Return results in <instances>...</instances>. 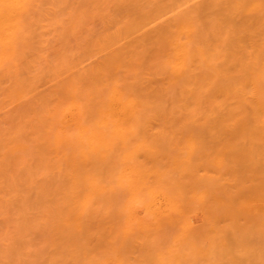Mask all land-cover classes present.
<instances>
[{
	"label": "bare ground",
	"instance_id": "1",
	"mask_svg": "<svg viewBox=\"0 0 264 264\" xmlns=\"http://www.w3.org/2000/svg\"><path fill=\"white\" fill-rule=\"evenodd\" d=\"M151 129L154 132L157 129L156 132L158 133L156 134L155 132L156 138H154L155 136ZM186 129L189 132V134L187 132L189 139H187L185 133ZM203 129L209 130L207 132H210L211 135L210 133L206 134V130ZM240 129H244L241 131L242 134ZM146 130H149L150 132H147L151 134L147 133ZM159 130H163V132ZM200 130H203L207 137L209 135V137H212V130L217 132V134L214 132L216 135L222 131V135L221 133L219 135L222 140L215 139L214 136L216 135H214L216 142L209 145L211 140L208 137L210 141H207V143L209 142L208 145L210 147L207 145L203 148L205 145L201 147L200 143L202 144L206 141L200 142V139H202L200 136L202 134L205 136V134ZM234 130L240 133L236 134ZM191 132H193V135ZM180 133L181 135L185 133V137L179 138ZM195 133L197 135H199L198 133L201 134L198 136V138L200 137L199 143L198 139H195L197 138V135H194ZM150 135L156 140L161 137L160 141L163 140V144H159L158 140L156 142L160 146H157V143L151 137L152 141H149ZM165 135L168 138L170 136L173 141H171L172 144ZM173 135L174 137L171 138ZM227 135L228 137H231V135L232 137H237L239 135V139L241 137L243 140H246L247 137L245 136H250V140L261 142V148L264 152V0H0V264H106V259L109 258L108 253L110 254V252H103V247H107V245L103 246L106 244L103 240V228L107 229L108 227H105V222L103 223V209L107 206L105 210L114 211L110 210L112 207L107 204L104 205V201L110 199L106 196V193L111 191L108 188L109 181L110 185L113 184L111 185L113 190L110 193L114 197L111 199L113 204H118V201L121 200L125 201L123 200L124 198H117V195L121 194L120 196H123V187H128V190L124 191H130L131 193H129L132 195L133 200L139 202L137 203L138 205L141 203L142 206L146 207V213H142L143 216H140V212L135 211L137 209L134 211L139 217L133 214V220L141 224L140 227L143 226L141 229L145 231L144 229L148 230L153 223L152 227L156 226L155 229L164 226L167 213L163 216L165 221L161 215L164 224H162L163 222H158L159 224L156 222L155 225L154 221H157L158 217H160L159 215L162 213L160 210L163 211V208H165L164 211L167 212L165 206L169 208L174 206L172 203L171 207L166 205L168 203L166 201L174 198L175 201H179L181 204L184 203V205L193 203L197 196L194 190L197 189L199 183H202L201 179L206 176V179L210 178V181L215 176L212 179L213 181L211 180L210 182L218 183L215 186L216 190H214L217 192L218 198L221 201L223 200L221 204L224 207L217 210L216 207L218 208V206H216L214 211H217L216 213H218L217 215L220 218L219 214L221 213L219 211L226 207V211L222 210L223 219L226 220L229 216H227L229 212L228 206H232L234 203L232 202L233 199L237 200L238 198V196L233 198L235 196L234 191L235 193L237 192L233 187L237 184L238 187L244 190L238 189L242 194L248 190L250 191L247 192L248 194L246 193L247 196L250 194L252 196L255 193L256 195L260 193V196H262L264 192L261 190V194V191L256 190L258 186H255L258 183H253L258 179V181L263 183V168H261V171L258 170L257 166H254L257 171H260L257 172L254 169L252 171L251 168L253 166L248 165L250 171L247 168L248 166L245 167L242 161L249 174L247 169H240V171L238 170L239 166H237L239 161L236 163L237 165L233 163V160L236 162L238 160L237 158L234 159V157L231 161L234 165L230 163V166L232 169L236 165L238 171L234 168V170L230 169V166L227 165L229 164L227 158L217 162L223 163V167H227V169L224 167V170H229L228 172L232 177L234 176L233 179L235 181L238 177L241 180L238 179V182L232 180L235 185L230 182L226 185L223 181L224 179H218L223 177L219 173L220 170L218 172L215 169L222 165H218L219 167L216 166L215 168V165L211 166L213 163H210V159L215 162L217 158L215 157V159L213 154L218 152L221 154L222 151L220 149L224 152L225 146L229 142V147H232V149L227 146L225 151L229 152L232 150L230 152L232 153L231 156H233V147L239 141L235 137L237 140L233 141L235 142L234 144L230 138L227 139ZM191 138L197 144L189 142L193 140ZM120 139L123 140L121 141ZM126 139L127 143L125 142L124 144L123 141H126ZM146 139L154 144L147 143ZM128 140L134 142L135 146L134 143L129 144ZM140 140L143 144L141 148L144 149L141 150L142 153L138 152V154L140 153L139 155L143 156L144 160H142L141 156H137L138 154L136 155V151L134 153L136 158L132 155L131 147L134 146L136 148L140 144L138 142ZM183 140V147L181 143L179 144H181V149L186 155L179 149L180 145H178V141L181 142ZM243 140L239 142L245 143V148H243L244 145L237 146L238 143L236 145L237 148L234 149L235 156L239 159L242 158L245 162L247 160L245 164L253 160L254 165H257L255 161L257 160L260 163L264 157L260 161V158L256 157L255 154L252 156V153H250V157L248 154L252 147L251 144L256 143L251 140L248 146L246 145L247 142H242ZM117 141L130 151L126 152L121 149L118 150L120 153H117L112 150L114 143L118 144ZM175 141L176 143H174ZM187 141L189 145L194 143L196 146L193 145L192 148V146L185 145ZM164 143H167L166 146ZM168 143L171 144V147L175 146H173V143L179 146H177V150L180 151H176L178 153L176 154L180 155L178 160H182L180 161L181 163L177 160L179 164H176V162H173V165L171 164L178 157L176 158V155L171 156L173 153L171 152V147L167 148ZM147 145L154 148L160 147L158 148L160 151L151 150L153 148L150 149ZM212 146L213 148L219 146L220 149L218 147V151L215 150L214 153H211L208 150L206 153V148H211ZM164 147L169 150L163 151L161 148ZM199 147L201 148L199 149ZM249 147L250 150L248 149ZM253 147L255 148V146ZM114 148L116 149V147ZM145 148H148L150 153ZM174 148L172 149L173 152L176 150ZM184 148L186 149L184 150ZM187 148L190 150L188 156ZM239 148L248 149L249 151L247 150L246 154L244 150L245 153ZM258 148L255 149L258 150ZM197 149L202 150L201 155L204 153L203 155L206 156V163L203 161L197 162L198 159L195 155L198 153ZM237 149L243 152H241L242 154L240 153L242 157ZM192 151L194 156L191 153ZM143 152L152 155L147 156ZM169 152L172 154H169ZM256 152L254 151V153ZM127 153H129V156H127ZM181 155L183 158H181ZM244 155L248 158L246 159ZM133 156L135 161L141 157L139 159L140 162H137L139 164L134 163ZM192 157L196 158V160L194 159L196 162L194 163L192 160L193 163H190H197L192 171L196 170L195 168L197 167H202L200 171H206L207 173L204 172L205 175L198 172L195 176L193 173L188 172L186 163ZM208 157L210 158L209 163ZM252 157L257 159L250 161ZM187 158L190 160H187ZM105 159H107V162ZM131 162L135 165H132L133 163ZM217 162L215 164H218ZM262 162L264 163V160ZM174 163L180 166L177 167ZM201 163L202 165H200ZM181 164H185L186 172L192 175H189L186 179L188 180L189 178L190 180L188 181L190 183L196 180L195 185L190 187L189 183L182 177L181 172H179L180 174L177 172L178 175H176V170L182 169ZM206 164H211L208 166L210 167L208 170H206ZM167 165L169 166L167 167ZM170 166L176 168L174 173L169 170H173ZM184 167L182 171H185ZM210 169L216 174H211L212 171ZM230 170L234 171V173H231ZM112 172L114 175H112ZM237 172L240 176H238ZM250 172H253L252 175L259 178L257 180H255V177L252 178V175L249 176ZM243 177L246 179L250 177L249 182L247 180V182L242 184ZM110 178L114 180L111 181L112 179L110 180ZM120 179L128 183L120 190L123 194L118 190L120 183L117 184L115 182V180L121 182ZM197 179H199L198 185ZM261 182L259 183L262 184ZM121 183L124 184L123 181ZM222 184L226 185V188ZM199 186L198 188L202 187L204 189L201 188L199 191L208 189V187L205 188L206 186L203 187L204 183ZM193 187L196 189L193 190ZM199 191L197 190V192ZM205 192V197L199 198L202 203L203 199H206L204 201H207V203L202 204L198 201L199 207L202 204L200 210L203 209L205 204H210L214 196V193H212L213 196L211 195V198L207 199L209 195L207 192L209 193V191ZM129 193L127 192V194ZM199 193H197L198 196L200 195ZM247 196H245V199L241 197V200L252 203L250 199L247 200ZM161 197L166 200L165 205L161 203L164 207L160 206V204L157 206L158 202H164L161 201ZM115 198L116 200H114ZM209 199L211 200L209 201ZM258 199L264 200V196ZM133 200L129 199L131 203L128 206L126 201L123 202L126 205H123V203L118 205L129 207L135 204ZM190 200L192 202H188ZM238 201L240 199L236 202L239 203ZM106 202L109 203V201ZM197 204L195 203L196 207H198ZM212 204H214L213 206L216 205L215 202ZM217 204L220 205L219 202ZM258 204L260 205V203ZM211 205H207L206 207L209 209L207 208V210L203 211L212 212L213 208H210ZM257 205L256 210L258 211L260 207H257ZM159 206L162 209L158 208ZM133 208H136V206ZM126 209L129 210L128 208ZM130 209L132 208L130 207ZM210 209L212 211H208ZM247 209L252 210L253 207L249 206ZM235 210L238 211V209ZM261 210L264 212L262 207ZM243 211L246 210L244 209ZM243 211V215L246 214ZM262 211L258 212H260L261 216H264ZM254 212L253 216L255 215L258 221H255V216L253 217L255 222L251 220V216H248L247 219L250 218L249 220L253 223H259L260 226L253 225L258 227V230L261 228L260 232L263 233L264 227L262 225L264 223L261 221L264 218L260 216L261 220L259 214L256 211ZM172 213L174 214V211ZM112 215L110 213V216ZM116 215L111 218L115 220L116 224L117 220H120L118 223L124 225L123 218L120 219L118 217V212ZM171 215H168V217H171ZM130 217L132 216L130 215ZM219 218L217 220L220 222ZM234 218L238 220L237 216ZM234 218L232 219L234 220ZM168 220L171 222L170 219ZM124 222H126L125 218ZM135 222L133 223L135 224ZM113 223L112 221L108 223V225L111 224V230L110 227L108 230H117L114 229ZM191 223L193 222L185 219L182 225L185 228H190L192 227ZM202 224L200 225L202 228L205 226L212 231L211 227L206 226L204 223ZM208 224L210 226L212 223ZM149 225L151 226L148 228ZM246 225L248 224L246 223ZM227 226L226 228L231 229L232 233H228L233 234V241L227 235L226 237L221 236V233L225 235V228L216 229L215 234L209 239L201 235L203 239H206L204 240L205 242H202L204 244V247L201 245L202 250L208 252L209 254H207L217 264H223L221 262L227 261H229V264H233L228 256H237V253H239L240 256H237V258L241 257L242 253L245 254L250 248L248 246L251 240L248 239L250 240H247L248 244L245 242L248 245L247 249L245 246L240 251L241 248L237 245L243 237L237 240V234L240 235L242 230L238 228L240 231L235 233L236 226L234 227L235 230L230 228L232 225L230 227L229 225ZM239 226L242 227L241 225ZM245 226L243 225L244 228H246ZM137 227L139 226L137 225ZM171 227L173 226L171 225ZM214 227L219 226L217 224ZM185 228H182V230ZM244 228L241 235L250 234L249 232L246 233L245 231L247 230L245 229L244 231ZM221 229L225 233L221 232ZM179 230L181 229H178V232H180ZM123 231L120 230V233ZM126 231L124 233H127ZM135 231L140 233L139 230L135 229ZM200 231L204 232L205 235L206 231L203 229H200ZM130 232L132 230H129ZM147 232V234L150 233V231ZM244 232L245 234H243ZM129 233L126 235L129 236ZM143 233L144 235L142 233L134 234V232L130 234L136 235V238H139V236L142 238L146 232ZM153 235H151L152 238ZM178 235L181 236V234ZM194 235L197 238L198 234L197 236L196 234ZM107 236L111 239L113 238L111 233H107ZM253 236L251 238H256L255 235ZM116 238H119V236ZM222 238H228L235 243L230 247L232 244L230 242L227 243V239L224 243ZM114 240H112L114 243L117 241L119 244L128 241L127 239L123 242L121 238H119L120 241L115 238ZM189 240L188 243H186L187 241L183 243L188 245L191 253L195 252L197 247L199 248L200 241L198 242L196 239L195 241L192 238ZM243 240L246 241L245 239ZM256 240L258 242L259 238ZM168 241L172 246L177 244V242L172 244L170 240ZM244 241L242 242L244 243ZM111 242L109 240L107 244L109 245ZM162 242L156 243L155 240V243L154 241L150 242L149 245L147 243L149 253L151 255L154 253L155 256L147 257V251L143 252V256L146 254V256L141 257L143 264L146 263L144 262L146 257L150 263L155 257L157 264H179L177 263L178 261L171 262L172 256L175 258L178 253L177 255L182 258L185 255L182 252H178L176 246L175 248L174 246L169 247V245L164 248V245H160ZM226 243L231 245L228 247V245H225ZM143 244L145 243L143 242ZM197 244L199 245L197 246ZM258 244L260 247H264L263 243L258 242ZM253 245L256 246V244H252L250 249L258 250L257 247H254V249ZM109 247L106 249H109ZM113 247L115 250V246ZM113 247L111 248L112 250ZM124 247L127 250L129 249L124 244H122V248L121 245L116 246V248L123 249L126 252ZM131 248L133 249L132 246ZM184 249L186 251V248ZM115 251L117 252H115L116 254L114 253L112 259L117 264L118 260L114 257L118 259L119 257L116 255L118 253L119 256L120 253L118 250ZM106 252L108 253L106 254ZM164 252H166V258L163 257ZM103 254L108 257L104 256L103 258ZM248 254L247 256H249ZM263 254L262 252L260 255L263 256ZM255 255L253 254L254 257ZM120 256H124V254ZM261 257L259 256L258 258L260 261L263 260L261 261V264H263L264 259L263 257L261 259ZM150 258L153 259L150 260ZM212 258L210 259L212 260ZM127 259L129 260V258ZM247 259L245 260L248 261L249 259ZM123 260L126 261V258ZM145 260L147 261V259ZM191 260L195 264V260ZM235 260L233 261L235 262ZM252 261L249 264H252ZM240 262L242 260L238 261V263ZM197 264H199V261H197Z\"/></svg>",
	"mask_w": 264,
	"mask_h": 264
},
{
	"label": "rangeland",
	"instance_id": "2",
	"mask_svg": "<svg viewBox=\"0 0 264 264\" xmlns=\"http://www.w3.org/2000/svg\"><path fill=\"white\" fill-rule=\"evenodd\" d=\"M198 129H200V128H198ZM151 130H152V129H151ZM163 130H164V129H163ZM163 130H162V131L159 130V131H160V132H163ZM169 130H170V129H169ZM171 130H172V129H171ZM173 130H174V129H173ZM184 130H185V129H184ZM186 130H187V129H186ZM192 130H193V129H192ZM203 130H206V129H203ZM203 130H200V131H202V133H204ZM238 130H239V129H238ZM242 130H244V129H240V132H241ZM245 130L248 132L247 129H245ZM147 131H149V130H146V132H147ZM156 131H157V129L155 130V132H156ZM164 131H166V130H164ZM175 131H176V130H175ZM179 131H180V130H179ZM179 131H177V132H179ZM189 131H191V129H189ZM193 131H195V130H193ZM198 131H199V130H198ZM207 131H209V130H206V131H205L206 134H209L210 132H207ZM210 131H211V129H210ZM216 131H218V130L216 129ZM216 131H215V130H214V131L212 130V132H213L212 137H209V136L211 135V133H210V135L208 136L209 139H210L211 141H212V138H213V141H214L215 139L222 140V139H220V137H219L220 133H221V135H222V131L219 130L220 132H219L218 135H216V134H217ZM225 131H227V130H225ZM234 131H235V130H234ZM246 131H245V132L243 131V132H244V133H247ZM146 132H145V133H146ZM149 132H150V131H149ZM149 132H147V133H149ZM155 132L152 130V133L154 134V136H155ZM187 132H188V130L185 132V133H186V136L189 134V132H188V134H187ZM196 132H197V131H196ZM214 132H216V134H214ZM235 132H236V131H235ZM240 132H236V134H238V133H240ZM145 133H144V134H145ZM157 133H158V132H156V134H157ZM164 133H165V132H164ZM164 133H162V134H164ZM172 133H174V132H172ZM175 133H176V132H175ZM185 133H184V135H181V133H180L179 138L182 137V136L185 137ZM191 133H192V135H193V132H191ZM191 133H190V135H191ZM200 133H201V132H200ZM200 133H198L199 135H197L196 133L194 134L195 136L197 135V138H195V139H196V140L198 139V143H199V138H200V137L202 138V139H200V142L203 141V140H205L206 142H204V141H203V142L206 143V144H204V143L201 144V143H200L201 147H202V145H203V146L205 145V146L203 147V148H205V147L208 145V143H209V142L207 143V141H210V140H208V137L206 136L205 133H204V134H205L206 137H205L202 133H201L202 136H200V135H201ZM149 134H151V133H149ZM149 134H147V135H149ZM166 134H167V132H166ZM169 134H170V133H169ZM177 134H179V133H177ZM182 134H183V133H182ZM241 134H242V132H241ZM159 135H160V134H159ZM174 135H175V134H174ZM174 135H173L171 138H173ZM214 135L218 136V138H216V136H214ZM151 136H152V135H150L149 138H150ZM156 136H157V135H156ZM156 136H155L154 138H156ZM160 136H161V135H160ZM160 136H159V137H160ZM165 136H166V135H165ZM176 136H177V135H176ZM198 136H200V137L198 138ZM213 136L215 137V139H214ZM139 137H141V136H139ZM161 137H162V136H161ZM161 137H160V139H161ZM166 137H167V136H166ZM190 137H192V136H190ZM226 137H228V135H227ZM235 137H236V136H235ZM235 137H234V136L232 137V135H231V137H228L227 139L230 138L232 142L235 141L236 138L239 139V135H238L236 138H235ZM245 137H247V138H246L247 141L241 139V137H240L239 141L243 140L242 142H244V141L247 142L246 145H248V143H249V145H250V141H251L252 139L250 140V138H249L250 136H245ZM253 137H255V136H253ZM129 138H130V137H129ZM129 138H128V139H129ZM137 138H138V137H137ZM141 138H142V137H141ZM141 138H139V139H141ZM143 138H144V137H143ZM145 138H146V134H145ZM149 138H148V139H149ZM151 138H153V137H151ZM151 138H150L149 141H152ZM154 138H153V140H155V143H157V146H160L159 144H163V142H162L163 140L160 141V139H158L159 142H160V143L158 144V142H156V141H158V140H156V139H154ZM177 138H178V136H177ZM204 138H205V139H204ZM206 138H207V139H206ZM221 138H222V136H221ZM223 138H224V137H223ZM124 139H125V138H124ZM164 139H165V137H164ZM167 139L170 140V142L172 141V140L170 139V136H169V138L167 137ZM167 139H166V140H167ZM181 139H183V138H181ZM181 139H179V140H181ZM187 139H189L188 136H187ZM191 139H193V138H191ZM225 139H226V138H225ZM244 139H245V138H244ZM248 139H249V140H248ZM256 139H257V138H256ZM117 140H118V139H117ZM120 140H121V139H120ZM120 140H119V142H120ZM122 140H123V139H122ZM122 140H121V141H122ZM129 140H130V139H129ZM129 140H128L129 144H130V143H131V144L134 143V142L129 141ZM134 140H135V139H134ZM141 140H142V139H141ZM141 140L138 141V142L140 143L139 145L136 144V145H137L136 148L134 147V146H135V143H134V146L131 147L132 152H133L132 155H134L135 151H136V155L138 154V152H141V153H142L141 150H143L144 148H143V149L141 148V147L143 146ZM166 140H164V141H166ZM174 140H175V139H174ZM184 140H186V139H184ZM184 140L181 141V142L178 141V145H180V148H179V149H181V148L183 147ZM236 140H237V139H236ZM149 141L146 139V142H147V143H151V144L153 143V142H149ZM188 141H189V140H188ZM188 141L186 142L187 144H185V145H189ZM211 141H210V144H209V145H211V144H215V142H216V140L214 141V143H213V141H212V143H211ZM223 141H224V140H223ZM223 141H222V142H223ZM239 141H237V144H238V143H239V144H238V145L236 144V145H237V146H240V145L242 146V145H244L243 148H245V143H241V142H239ZM252 141H253V140H252ZM255 141H256V140H255ZM255 141H253V142L256 143V144H253V145L251 144L252 147L250 146V147H251V150H252V148H254L253 146H255V148H258V147H260V148H258V150L254 148L255 150L253 149V150H252L253 152H252V151L250 150V147H249L248 149H249L250 151L247 149V150L249 151V154H248V155L250 156V155H251L250 153H252V156L255 154L256 157L260 158V159H259V161H260V160L264 157V152H263V149L261 148V147H262L261 142H259V143H260V144H259L257 141H256V142H255ZM258 141H259V140H258ZM117 142H118V141H117ZM119 142H118V144H115L116 142L114 143L113 147H116V149H115V148L113 149V147H112V150L116 151L117 153H120L118 150H121V149H124L126 152H129V151H130L126 146H122L123 144H122V143H119ZM123 142H124V144H125V142L127 143V139H126V141H123ZM138 142H137V143H138ZM143 142H144V141H143ZM146 142H145V143H146ZM167 142H168V141H167ZM172 142H173V141H172ZM172 142H171V144H172ZM189 142H195V141H194V139H193V140H191V141H189ZM217 142H218V141H217ZM219 142H220V141H219ZM224 142H225V141H224ZM174 143H176V141H175ZM174 143H173V146L175 145L174 147H177L178 145H176V144H174ZM179 143L182 144V147H181V144H179ZM195 143L197 144V142H195ZM227 143H228V142H227ZM227 143H225V144H227ZM233 143L235 144V142H233ZM141 144H142V145H141ZM153 144H154V143H153ZM164 144H165V143H164ZM166 144H167V143H166ZM166 144H165V146H166ZM168 144H169V143H168ZM171 144H169L167 148L171 147V146H170ZM185 145H184V147H185ZM193 145H195V144L192 143V144H190L189 146H192V148H193ZM209 145H208V146H209ZM219 145H220V144H219ZM223 145H224V144H223ZM231 145H232V144H231ZM236 145H235V146L233 145V146H234V147H233L234 149L237 148ZM249 145H248V146H249ZM256 145H257L258 147H257ZM152 146H153V145H152ZM155 146H156V144H155ZM161 146H162V145H161ZM195 146H196V145H195ZM195 146H194V147H195ZM227 146H228V148H230V147H229V146H230V142H229V144H228ZM227 146H225V147L227 148ZM128 147H129V145H128ZM147 147H149V145H147ZM174 147H171V148H170V149H171V152L173 153V155H171V156H175V155H176V158H177V157H178V158L175 159V160L173 159L174 161L170 160V161H172V163H171L172 165H173V162H176V164H177L178 161H179L178 159L180 158V155H179V156L177 155V154H178L177 152L180 151V150H177L179 146H178L177 148H174ZM186 147H187V146H186ZM197 147H198V146H197ZM201 147H199V149H200ZM209 147H210V146H209ZM209 147L206 148V153L208 152V150H209V152L214 153L215 150H217V148H218L219 146L216 147V148H213V146H212L211 148H209ZM214 147H215V145H214ZM220 147H221V145H220ZM220 147H219V149H220ZM117 148H118V149H117ZM149 148H150V149L153 148V149H151V150H154V149L158 150V148H160V147H155V148H154V147H149ZM167 148L164 147V148H161V149H163V151L169 150V149H167ZM173 148H174V150L176 149L175 152H173V150H172ZM188 148H191V147H188ZM188 148H187V149H188ZM192 148H191V150H193ZM221 148H222V147H221ZM223 148H224V146H223ZM226 148H225V149H226ZM241 148H242V147H241ZM246 148H247V147H246ZM138 149H139V150H138ZM145 149H146V148H145ZM164 149H165V150H164ZM185 149H186V148H184V150H185ZM199 149H197L198 153L195 154V155H196V158L198 159L197 162L199 163V162L203 161V162L206 163V162H207V160H205L206 156L203 155V154H204V153H203L202 155L205 156V157L203 158V156L201 155V151H202V150H199ZM225 149H224V152H223L222 149H220V151H222L221 154H220L219 152H218L219 154H218V153H214V154H213V155H214V158H215V157L217 158V160H215V162H213L214 160H212V159H210V158L208 157V163H209V159H210V163H213L212 165H211V164H209V165H211V166L215 165V168H216V166H218V165L221 166V165L223 164V163H218V162H217L218 160H222V159H224V158H227L228 161H227V159H225V160L229 163V164L226 163V164L229 165V166H230L231 164H233V163L236 164V163H238V161H239L238 165L236 164L237 166L240 167V168L238 167V170H240V169H244V170H246L247 168L249 169V166H251V167L253 166V168L250 167V168L252 169V171H253V169H254L255 171H257V168L255 169V167H254V166H257V167H258V170H261V168H263L262 170L264 171V163L262 162L264 159L259 163V162H257V160H256L257 158H256V157H255L256 159H254V157H252V158L250 159V161H251L252 159H254V161L256 160L255 163H257V165H254L253 160H252L250 163L245 164V163L247 162V160H246V162H245L244 160H242V158L239 159L238 157H236V156H235L236 154H235V152H234V151H235L234 149H233V153H234L233 156H231L232 153L230 152V151H232V150H230V151L228 150L229 152H227V150L225 151ZM230 149H232V147H231ZM239 149H240V148H239ZM146 150H148V148H147ZM156 150H154V151H156ZM182 150H183V149H181V151H182ZM194 150H195V149H194ZM237 150H238V149H237ZM240 150H242V151L244 150L245 152L247 151V150H245V149H240ZM259 150H260V151H259ZM261 150H262V151H261ZM125 151H124V152H125ZM148 151H149V153H150V150H148ZM159 151H160V150H158V152H159ZM176 151H177V152H176ZM187 151H188V152H187V156H188L190 150L188 149ZM197 151H196V152H197ZM199 151H200V153H199ZM217 151H218V150H217ZM238 151H239V150H238ZM238 151H237V152H238ZM242 151H241V152H242ZM244 151H243V152H244ZM254 151H257V152L254 153ZM121 152H122V151H121ZM132 152H131V153H132ZM146 152H147V151H146ZM151 152H152V151H151ZM182 152H184V151H182ZM196 152H195V153H196ZM204 152H205V151H204ZM237 152H236V153H237ZM241 152L239 151L238 153L240 154ZM243 152H242V153H243ZM245 152H244V153H245ZM144 153H145V152H143V154H144ZM149 153H148V154L145 153V154H146L147 156H151L152 154L149 155ZM160 153H161V152H160ZM166 153H167V152H166ZM172 153L169 152V154H172ZM176 153H177V154H176ZM191 153H192V155L194 156V154H193L194 152L192 151ZM191 153H190V154H191ZM222 153H223V155H222ZM238 153H237V156H238ZM242 153H241V154H242ZM128 154H129V153H127V156H129ZM139 154H140V153H139ZM139 154H138L137 156H141V155H139ZM184 154L186 155L185 152H184ZM241 154H240V156L242 157ZM246 154H247V152H246ZM130 155H131V154H130ZM165 155H166V154H165ZM185 155H184V156H185ZM208 155H209V153H208ZM208 155H207V156H208ZM213 155H212V156H213ZM219 155H220V156H219ZM248 155H247V156H248ZM134 156H135V155H134ZM134 156L132 157L133 160L136 158V156H135V158H134ZM166 156H167V155H166ZM171 156H170V157H171ZM181 156H182V155H181ZM187 156H186V157H187ZM244 156H245V155H244ZM107 157H108V156H107ZM141 157L143 158L142 160H144V157H143V156H141ZM141 157H140V158H141ZM186 157H185V158H186ZM233 157H234V159H235V158L238 159V160L236 159L237 162L234 161V160H233V163L231 162L232 159H233ZM245 157H246V156H245ZM245 157H243V158H245ZM250 157H251V156H250ZM129 158H130V157H129ZM140 158H139V159H140ZM181 158H183V156H182ZM189 158H190V157H189ZM189 158H187V160H190ZM192 158H193V157H192ZM192 158H191L190 161H188V163H186V165H188V166H187V168H188V172H189V173H193L195 176L198 174V172H199V173H204V172H206V171H204V170H203V172L200 171L202 167H201V168H199V167L195 168V169L197 170V172H195L196 170L192 171L193 168H194V165L197 164V163H196V164H192V163H193L192 160H193V161H194V159L196 160V158H193V159H192ZM211 158H212V157H211ZM216 158H215V159H216ZM247 158H248V157H246V159H247ZM139 159H137L136 161L134 160V161H135L134 163L139 164V163H137V162L139 161ZM229 159H231V160H229ZM177 160H178V161H177ZM187 160L185 161V159H184L185 162H187ZM211 160H212V162H211ZM105 161L107 162V159H105ZM131 161H132V160H131ZM180 161H182V160H180ZM180 161H179V162H180ZM184 161H183V163H184ZM242 161H243L245 167L248 166V165H249V166H248L247 168H245L244 165L242 164ZM248 161H249V160H248ZM139 162H140V161H139ZM142 162L144 163V161H142ZM142 162H141V163H142ZM168 162H169V161H168ZM168 162H167V164H168ZM190 162H192V163H190ZM195 162H196V161H194V163H195ZM216 162H217L218 164H215ZM219 162H222V161H219ZM252 162H253V163H252ZM131 163H133V162H131ZM131 163H130V164H131ZM134 163H133L132 165H135ZM143 163H142V164H143ZM145 163H146V162H145ZM180 163H181V162H180ZM183 163H182V164H183ZM208 163H207V164H208ZM230 163H231V164H230ZM240 163H241V164H240ZM174 164H175V163H174ZM176 164H175V166H177V167L180 166V165L178 166V165H176ZM178 164H179V163H178ZM182 164H181V168L183 169V167L185 166V167H184V170H185V171H182V169H179V168H178L180 171H179V170H178V171L176 170V173H177V172H178V173L181 172L182 177L185 179V181H186L187 183H189L188 185L191 187V186H193V185L196 184V182H195L196 180L193 181L192 183H190V182L188 181V180H190V179H189V178H188V180L186 179V177H189V175H191V174H188V172H186V170H187L186 165H185V164L182 165ZM191 164H192V166H191ZM207 164H206V165H207ZM234 164H233V165H234ZM252 164H253V165H252ZM148 165H149V164H148ZM189 165H190V167H189ZM198 165H199V164H198ZM200 165H202V163H201ZM209 165H207V167H208ZM224 165H225V163H224ZM236 165H235V167H236ZM241 165H242V168H241ZM259 165H260V167H259ZM168 166H169V165H167V167H168ZM219 166H218V167H219ZM207 167H206V170H208V169L210 168V167H208V168H207ZM222 167H223V165H222L221 167H219L220 169H219V168H218V169H217V168L215 169V170H218V172H219V170H220L219 173H221L220 175H222V177H223V178L219 177L218 179H220V180H223V179H224L223 181H224V183H225L226 185H227V183H229V182H230V183H233V184L235 185V183L233 182V181H235V180L233 179L234 176L232 177V175H230V173L228 172L229 170H227V171L224 170V169H225L224 167H226V166H224L223 168H222ZM235 167H233V168H234L236 171H238V170H237V167H236V168H235ZM170 168H173V167L170 166ZM212 168H213V167H212ZM221 168H222V169H221ZM233 168H232V169H233ZM174 169H176V168L174 167L173 170H174ZM226 169H227V167H226ZM230 169H231V166H230ZM232 169H231V170H232ZM234 169H233V170H234ZM248 169H247V172H248ZM169 170H170L171 172H173V173L175 172V170H174V171H173L172 169H169ZM210 170H211V169H210ZM231 170H230V171H231ZM244 170H242V171L245 173ZM249 170H250V169H249ZM262 170H261V171H262ZM111 171H112V170H111ZM111 171H110V172H111ZM211 171H212L211 174H216V173H213V172H214L213 170H211ZM225 171H226V172H225ZM240 171H241V170H240ZM240 171H239V173H240ZM250 171H251V170H250ZM208 172H209V171H208ZM257 172H260V171H257ZM108 173H109V171H108ZM176 173H175V174H176ZM178 173H177L176 175H178ZM186 173H187V174H186ZM206 173H207V172H206ZM228 173H229V175H228ZM231 173H234V171H231ZM244 173H242V174H244ZM252 173H253V172H252ZM252 173L250 172V175H249V176H251ZM263 173H264V172H263ZM179 174H180V173H179ZM235 174H236V173H235ZM235 174H234V175H235ZM237 174H238V172H237ZM248 174H249V172H248ZM260 174H261V173H260ZM112 175H114L113 172H112ZM199 175H200V174H199ZM204 175H205V173H204ZM246 175H247V174H246ZM257 175H258V173H257ZM261 175H262V174H261ZM191 176H192V175H191ZM218 176H219V175H218ZM227 176H229V177H231V178H229V177H227ZM235 176H237V175H235ZM238 176H240V174H238ZM202 177H203V176H202ZM210 177H211V176H210ZM214 177H215V176H213L212 179H213ZM241 177H242V176H241ZM253 177H255V176L252 175V178H253ZM256 177H257V176H256ZM256 177H255V180H257V179L259 178V177H258V178H256ZM260 177H261V176H260ZM112 178H114V176H112ZM112 178H110V180H111ZM192 178H193V177H192ZM195 178H196V177H195ZM198 178H199V177H198ZM236 178H237V177H236ZM236 178H235V179H236ZM252 178H251V179H252ZM193 179H194V178H193ZM199 179H201V178H199ZM199 179H197V185H198V183H199ZM209 179H210V178H209ZM209 179H206V176H204V177L201 179V181H202V183H204V186H203V187L206 186L205 188L208 187V189H209L210 187H214V188H212L213 190L210 188L209 190L206 189L205 191H209V193L207 192V194H209L208 197H207V199H208V198H211L212 193H214V196H215V197L212 195L213 198H214V199L212 198V200H213V201L215 200V201H214L215 204H216L215 206H213L214 204L211 205V203H214V202H213L211 199H209V201L211 200L212 202L210 201V204H209V203H208V204H205L204 207H203V209L200 210V209L202 208L201 205L204 204L205 202L207 203V201H204V200H206V199H203V203H202V202H201L202 200H200V198H199V197L204 198L205 195H206V194H205L206 192L203 191L204 189H203L202 187H201V188H202L203 190L199 191V189H201V188H198V186L202 184V183H201V184L199 183V185L197 186V189L195 188L196 186L192 188L193 190L196 189V190H194V192L196 193L197 196H198L197 193H199V192L202 193V192H203V194L199 193L201 196L199 195L198 197H197V196L195 197L197 201H196V200H194V201H196V202L193 201V199H195V198H193V199H192L193 203H187V202H186L187 204L184 205V203L181 204V202H179V201H175L174 198H170V201H166L165 199H163V198L161 197V198H160L161 201H164V202H160V203L158 202V203H157V206H158V204H160V206H161L162 204H164V203L166 204V202H168L166 205H169V206L171 207V205L174 204V206H172V207H175L176 209H175V208H172V207L169 208L168 206H165L167 212L164 211L165 208H163V211H164V212H163L162 210H160L162 213H160V215H159L160 217H158V220H159V221H158V220H157V221H154V222H155V225H156V222H157V224H159L158 222H163L162 219H163V220L165 219V218L163 217V216H165V213H167L168 215L172 214V215H171L172 218H171V217H168V215L166 214L167 217H166L165 220H166L167 224H166V222H165V224H164V222L162 223V224H164L165 227H164V226H163V227L161 226V228L158 227V229H155L156 226H155V227H152V226L154 225V223H153L152 226H151V225L148 226V228L151 226L148 230H147V229H144L145 231H143V229H141V228H143V226L140 227L141 224H138V223H136V222L133 220V217L137 215L136 212H140V213H141L140 216H143V214L146 213V211H145V210H146V209H145L146 207L142 206L141 203L138 205L137 203H139V202L133 200L132 195L130 194V193H131L130 191H124V190H128V187H127V188H126V187H123V186L128 185V183H126V181H124L123 179H120V181H121V182L123 181L125 185L122 184L121 182L115 180V182H116L117 184L120 183V185H119V189H118L119 192H121L120 190H121L122 187L124 188L123 191H122L124 194L121 192V193L123 194V196H120V195H121V194H120V195H117V198H118V197H120V198H122V199L124 198L123 200H125V201L127 202V203H126L127 206H128L129 203H131V202L129 201V199H132V200L134 201V203L136 204V205L134 204V205H132V206H133V207L136 206V208H133L131 205H130L129 207H127V206H123V205H126L125 203H123V202H125V201H122V200H121V201H118V199H117V201L119 202L118 204H122V203H123V205H118V204L116 203L117 201L114 202V203H116V204H113V203L111 202V199L114 198V197L111 196V194H110L111 191L113 190V189L111 188V185H113V184L110 185V184H109L110 181H109V182H108V185H109L108 188H109L111 191L107 192V193H106V196H107V198L109 197L110 199H107V200H106V201H109V203H107L106 201H104V205L107 204L109 207H112V208H113V209L110 208V210H114V211H107V210H105V209L107 208V206H106V208H105V206H104L105 209H103V215H104V216H103V223L105 222V223H104V224L106 225L105 227H107V226H108V227H107V229H104V228H103V232H104V233H103V240H104L105 243H106V244H104V241H103V244H104L103 246L107 245L106 248H108V246H110L109 249H111L113 246H115V250H118L119 253H120V255H123V254H124V256H120V255L118 256V253H117L116 256L120 258V261H119V258L117 259L116 257H114L116 260H118V261H117V262H118L117 264H123V263H124V264H143V262H142L143 259H142L141 257L146 256L147 253H148L147 257L154 255V253H152V255H151V253H149L150 251H149V249H148V248H149L148 245H149L150 242L154 241V243H155V240H156V243H159V242H162V241H163L162 243H160V245H162V246L164 245L163 247H164V248H165V247L167 248L169 245H170L169 247L172 246L171 244L168 243V242H169L168 240H170V243H172V244H175V242H177V244L179 243L178 245L176 244V245H173V246H174V247L176 246V247L178 248V249H177L178 252H182V253L185 255V256L182 257V258L179 257V256L177 255L178 253L176 254V257H175V258H174V256H172V258H171V262H172V263L175 262V261H176V262L178 261L177 263H179V264H182V262H183V264H187V263H188V264H189V263H190V264H194V263H193V260H191V259H194V260H195V264H197V261H199V264H210V263L212 264V262H213V264H214V263L217 264L215 261H213V258L210 257V256L208 255V254H209L208 252L202 250V249H203L202 246L204 247V244H203L202 242H203L204 240H206V239H203V237H206V238L208 237V239H209L210 237H212V236L215 234V230H216V229L225 228L224 230L226 231L227 234L225 233L224 230L221 229V230H222L221 232H224V233H225V235H222L223 233H221V236H225V237H226V235H227V236L230 238V240L233 241V237H232L233 234H230V233H232V232H231V229L229 230V228H226V226L229 225V227H230V225H232V227H230V228H232L233 230H235L234 227L236 226V227H237L236 230H235V233H236L237 231L239 232L240 230H242L241 232H243V228H244L243 225L245 226V224L247 223L249 226L246 225V226H245L246 228H244V231H245V229H246L247 231H245V232H246V233L249 232L250 234L247 233L245 236H244V235L242 236V235H241V232H240V235H241V236H240L239 234H237V236H238V237L236 236V237L238 238L237 240H240L241 237H243V239L246 240V241H244V240L241 238V240L238 242L239 244H238L237 246H239V248H241L240 251L242 250V247H245V246H246V249H247V246H248V245H246V243H247V240L250 239L251 241L248 240V241H250L248 247L252 248V244H256V246L253 245V248H254V247H255V248L257 247L259 251H258L257 249H255V248H254L255 250L249 248V249L247 250V251H248V252H247L246 249H245V251H246L247 254H248L249 252H251V253L248 254L249 256H247L246 253H245V254L242 253V252L244 251V249H243V251L241 252V253H242L241 257H238V258H237V256H240L239 253H237V254H238L237 256H236V255L228 256V257H229V260H231L230 262H232L233 264H246V263L249 264V262H251L252 260H253V261H252V264H253V262H255L254 264H257V263H258V264H261V261H263V260L260 261V259H259L258 257H259V256H260V257L262 256V255H260V254H262V252L264 253V247L262 246V244H261L262 247H260V245H259L260 243L258 244V242H261V243H263V245H264V241H263V240H264V239H263V236H264V235H262L264 232H263V233L260 232V231H261V228H260V230H258L259 228H258V227H254L255 225H253V224H256V225L260 226L259 223H253L252 221L249 220L250 218L247 219V217H248V216H249V217L251 216V220H253V217L255 216V215L253 216V214H255L254 211H256V213L259 214L260 212H258V211H262V210H261V207H262V209H264V207H263V206H264V200H263V199H258V198H262V196H264V192H263V194H262V191H264V187H263V186H264V184H263V183H264V179H263V177H262V179H263V183H262L261 181H258L259 179L257 180L258 182H257V181H256V182H253V181H254L253 179H252L253 181H251V182H253V183H255V184H257V183L259 184V185L257 184L255 187L258 186L256 190H259V192L262 190V191H261L262 196H260V193H259V192H258L259 194H257V195H256V193H255V194L252 193V194H254V195H256V196H260V197H256V196L254 197V195L251 196V194L247 196V194H248L247 192H248L249 190H248L247 192H244V194H242L241 191H238V189H241V190H242V188L238 187V184H237L235 187H233L234 190H236V191L240 194V195H239L237 192L235 193V191H234V195H235V196H234L233 198H235L236 196H238V198L240 199V201H243V202L238 201L239 203H237L236 201L239 200V199H238V198H237V200H236V199H233V201H232V202H234L233 205H232V206H228V207H229V209H228L229 212H228L227 216H228V215H229V216H228V218H227L226 220L223 219V214H222V213H223L222 210H224V211L227 210L226 207H225L224 209H221V211H219V213H221V214H219L220 218H219L218 215H217L218 213H216L217 211H216V210L214 211V208H215L216 206H218V208L216 207L217 210L220 209V208H222V207H224V206H222V204H221L223 200L221 201L220 198H218V196H217L218 194H217V192L215 191V190H216L215 186H217L216 184H218V183H217V182H216V183H215V182L211 183L210 181H211L212 179H211L210 181H209ZM215 179L217 180V178H215ZM228 179H229V180H228ZM238 179H240V178L238 177ZM238 179H237V180H238ZM245 179H246V178L243 177V179H242L243 182L241 181L242 184H244V182H247V180H248V182H249L250 177L247 178L246 180H245ZM113 180H114V179H112L111 181H113ZM232 180H233V181H232ZM237 180H236L235 182H238ZM240 180H241V179H240ZM240 180H239V181H240ZM212 181H213V180H212ZM225 181H226V182H225ZM231 181H232V182H231ZM219 182H220V181H219ZM221 182H222V181H221ZM251 182H250V183H251ZM259 182H261L263 185L260 184ZM116 183H115V184H116ZM214 183H215V184H214ZM222 183H223V182H222ZM250 183H248V185H250ZM117 184H116V185H117ZM121 184H122V185H121ZM219 184H220V183H219ZM251 184H252V183H251ZM255 184H254V185H255ZM222 185H223V184H222ZM226 185H225V186H226ZM228 185H229V184H228ZM231 185H232V184H231ZM254 185H252V186H254ZM120 186H121V187H120ZM225 186L223 185V187H225ZM239 186H240V185H239ZM241 186H242V185H241ZM246 186H247V183H246V185H245V187H244L245 189H246ZM117 187H118V185H117ZM199 187H200V186H199ZM228 187H229V186H228ZM228 187H227V188H228ZM237 187H238V188H237ZM129 188H130V187H129ZM225 188H226V187H225ZM214 189H215V190H214ZM254 189H255V188H254ZM254 189H253V190H254ZM116 190H117V189H116ZM197 190H198L199 192H197ZM250 190H251V189H250ZM253 190H252V192L255 191V190H254V191H253ZM242 191H244V190H242ZM125 192H126V193H125ZM127 192H128V193L130 192V193L127 194ZM240 192H241V193H240ZM249 192H250V191H249ZM115 193H116V191H115ZM210 193H211V194H210ZM246 193H247V194H246ZM116 194H117V193H116ZM112 195H113V192H112ZM130 195H131V196H130ZM245 196H247V200L250 199V201H251L252 203H255V204H252V203H250V202H248V201H246V200H241V197H243V198L245 199ZM219 197H221V196H219ZM105 198H106V197H105ZM125 198H126V199H125ZM222 198H223V197H222ZM222 198H221V199H222ZM243 198H242V199H243ZM256 198H257V199H256ZM162 199H163V200H162ZM114 200H116V198H115ZM119 200H120V199H119ZM171 200H172L173 202H172ZM219 200H220V201H219ZM158 201H160V200H158ZM165 201H166V202H165ZM192 201L190 200V201H188V202H192ZM198 201H200V202L202 203V204L200 205V207H199V205H198V204H199ZM209 201H208V202H209ZM244 201H246V202H244ZM218 202L220 203L221 206H220L219 204H217ZM161 203H162V204H161ZM169 203H170V204H169ZM171 203H172V204H171ZM195 203H196V204L198 203V204H197L198 207L195 206ZM247 203H250V204H247ZM257 203H260V205H261V203H263V204H262V206H260V205L258 204V205H259V206H258ZM165 204H164V205H165ZM239 204H240V205H239ZM183 205H184V206H183ZM207 205H211V206H212V207L210 206V208H213V209H212L213 211H212L211 209L208 210V211H212V212H210V213L208 212V213H207V211H205V212H206V213H205V212L203 211V210H207V208H208V207H206ZM238 205L240 206V208H238V207H239ZM241 205H243V206H241ZM256 205H257V207H260V209L258 208V211L256 210ZM157 206H155V207H157ZM160 206H159L158 208H161V209H162V207H164L163 205H162V207H160ZM182 206H183V207H182ZM219 206H220V207H219ZM249 206H252L253 209H255V210L252 211L253 209H252V210L247 209ZM121 207H122V208H121ZM123 207H124V209H123ZM130 207H131L133 210L130 209ZM152 207H153V206H152ZM167 207L169 208V211H168V208H167ZM195 207H196V208H195ZM228 207H227V208H228ZM254 207H255V208H254ZM118 208L120 209V211H118V210H119ZM126 208H128L129 210H127ZM141 208H142V209H141ZM178 208H179V210H178ZM184 208H185V209H184ZM205 208H206V209H205ZM243 208H244L246 211H243V210H244ZM116 209H117V212L119 213V216H118V217H120V219L123 218L122 221H123L124 225H123L122 223H121V224L118 223L120 220H117L118 222L116 221V222H117V224H116V223H115V220H114L113 218H111V217H115L114 215L117 214ZM125 209H126V210H125ZM135 209H137V210H135ZM170 209H173V210H171V211H172V212L174 211V214H175V215L170 211ZM183 209L186 210V211H184ZM208 209H209V208H208ZM234 209H238V211H237V210L234 211ZM241 209H243V210H241ZM121 210H122L123 212H122ZM124 210H125V211H124ZM130 210H132V211H130ZM134 210H135L136 212H135ZM187 210H188V211H187ZM192 210H193V211H192ZM247 210H248V211H247ZM249 210H250V211H249ZM129 211H130V212H129ZM133 211H134V212H133ZM191 211H192V212H191ZM200 211H201V213H200ZM242 211H243V212H246V214L243 215ZM124 212H125V213H124ZM126 212H127V213H126ZM131 212H132V213H131ZM169 212H170V214H169ZM202 212H203V213H202ZM250 212H251V213L253 212L252 215H251ZM108 213H109V214H108ZM110 213L113 214V215L110 216ZM114 213H115V214H114ZM121 213H124V214H121ZM130 213H131V214H130ZM140 213H139V214H140ZM142 213H143V214H142ZM176 213H177V214H176ZM186 213H188V214H186ZM189 213H190V214H189ZM248 213H250V214H248ZM262 213H263V215H264V212H263V211H262ZM262 213H261V214H262ZM125 214H126V215H125ZM133 214H135V215L133 216ZM209 214H210V215H209ZM230 214H231L232 216H231ZM124 215H125V217H124ZM130 215H131L132 217H130ZM145 215H146V214H145ZM161 215H162V219H161ZM176 215H177V216L179 215L180 217H179V216L177 217ZM191 215H192V216H191ZM204 215H206V216H204ZM212 215H213V216H212ZM234 215H235V216H234ZM238 215H239V216H238ZM182 216H183V217H182ZM184 216H185V218H184ZM203 216H204L205 218H204ZM208 216H209V217H208ZM216 216H217V217H216ZM230 216H231V217H230ZM236 216H237L238 220H237L236 218H234V217H236ZM260 216H261V215L259 214V218H260ZM137 217H139V215H137ZM144 217H145V216H144ZM181 217H182V218H181ZM186 217H187V218H186ZM206 217H208V218H206ZM212 217H213V219H212ZM261 217L264 218V216H261ZM116 218H117V215H116ZM124 218L126 219V222H124ZM129 218H130V219H129ZM131 218H132V219H131ZM192 218H193V219H192ZM210 218H211V219H210ZM217 218L220 219V222H221L222 226H224V227L221 226V224H220V222L217 220ZM221 218H222V220H221ZM232 218H234V220H233ZM240 218H241V220H239ZM259 218H258V219H259ZM167 219H170L171 222H169V220L167 221ZM185 219H188L190 222H193V223H191L192 227H190V228L188 227L191 231H190L188 228L183 227L182 222H183V220H185ZM194 219H195V220H194ZM206 219H208V220H206ZM256 219H257V217L255 216V221L257 222L258 220H256ZM260 219H261V218H260ZM260 219H259V220H260ZM108 220H109V222L112 221V222L115 223V225H114V223H113V226H115L114 229H117V230L114 231V230L112 229V231H110V230H111V226H110L111 224L108 225V223H109ZM131 220H132V221H131ZM160 220H161V221H160ZM165 220H164V221H165ZM210 220H211V221H210ZM212 220L215 221V222H213ZM224 220H225V221H224ZM236 220H237V221H236ZM242 220H243V221H242ZM247 220H248L250 223H252V225H250V223H249ZM261 220H262V219H261ZM122 221H121V222H122ZM180 221H182V222H180ZM209 221H210V222H209ZM231 221H232V222H231ZM241 221H242L243 223H242ZM246 221H247V222H246ZM253 221H254V220H253ZM255 221H254V222H255ZM131 222H132V223H131ZM133 222H135V224H134ZM196 222H198V223H196ZM201 222L204 223L206 226L211 227V228H212V231L209 230L210 228H207V227H205V226L202 228L203 224H202ZM207 222L210 223V224L212 223V224L209 226V224H208ZM217 222H218V223H217ZM223 222H224V223H223ZM261 222L264 223V220H262ZM180 223H181V225H180ZM195 223H196V224H195ZM199 223H200V224H199ZM227 223H228V224H227ZM230 223H231V224H230ZM104 224H103V225H104ZM169 224H170V226H169ZM197 224H198V228H197ZM201 224H202V226H200ZM213 224H215V225H213ZM217 224H218L219 227H214V226H217ZM219 224H220V225H219ZM137 225H138L139 227H137ZM160 225H161V224H160ZM160 225H157V226H160ZM171 225H172L173 227H171ZM225 225H226V226H225ZM239 225H241L242 227H240ZM261 225H262V223H261ZM168 226H169V229H168ZM179 226H180V227L182 226V227L180 228ZM195 226H196V227H195ZM220 226H221V227H220ZM238 226H239V227H238ZM262 226L264 227V224H263ZM262 226H261V227H262ZM109 227H110V230H108ZM227 227H228V226H227ZM247 227H248V228H247ZM122 228H124L125 230L122 229ZM137 228H140L141 230H140V229H137ZM170 228H173V229H170ZM177 228H178V229H181V230H179L180 232H178V229H177ZM182 228H185V229L182 230ZM199 228H200L201 230L203 229L204 231H206L205 235H204V232H201ZM238 228H240V230H239ZM254 228H255L256 230H258L259 232L256 231ZM257 228H258V229H257ZM135 229H136L137 231L139 230V232L142 233L143 235H144L143 232H146V234H147V233H148L147 231H150V233H152L151 235H153V233H155V231H156L157 234L155 233L156 235L154 234V235H153V238H152V236L150 235V233L147 234V236H146V234H145V236L141 235V236H143V237H142L143 239L140 238V236H139V238H136V237H137L136 235H131L133 232H134V234H140V233H137V232L135 231ZM154 229H155V231H154ZM160 229H161V231H160ZM167 229H168V230H167ZM176 229H177V230H176ZM197 229H198V230H197ZM226 229H227V230H226ZM118 230H119V231H118ZM120 230H121V231H123V230H124V231L128 230V231H126L127 233H129V230H130V231L132 230V232H130L131 234H130V233L128 234L130 237L127 236V235H126L127 233H124V231L120 233ZM157 230H158V231H157ZM185 230H186V231H185ZM213 230H214V231H213ZM228 230H229V231H228ZM254 230H255V231H254ZM262 230H263V229H262ZM106 231H107V233H109V234L111 233V234L113 235V236H112V237H113L112 239L108 237L109 235L107 236ZM113 231H114V232H113ZM116 231H118V232H116ZM166 231H167V232H166ZM168 231H169V232H168ZM172 231H175V232H172ZM176 231H177V232H176ZM193 231H194V232H193ZM171 232H172L173 234H172ZM196 232H197V233H196ZM228 232H230V233H228ZM238 232H237V233H238ZM245 232H244L243 234H245ZM257 232L260 233V234H258ZM167 233H169V234L167 235ZM175 233H176V235H175ZM184 233H185V235H184ZM193 233L196 234V236H197V234H198L197 238L194 237L195 235H194ZM202 233H203V234H202ZM207 233H208L209 236H208V235L206 236ZM160 234H161V235H160ZM171 234H172V235H171ZM178 234H181V236L178 235ZM191 234H193V235H192L193 237L190 236ZM157 235H158V237L156 238ZM170 235H171V237H170ZM177 235H178V236H177ZM186 235H187V236H186ZM188 235H189V236H188ZM201 235H203V237H201ZM249 235H250V237H249ZM253 235H255L256 238H253V237H254ZM118 236H119V238H121V240L123 239V240H122L123 242H124V240L126 241V240L128 239V241H126V242H124V243H121V244H119V242L116 241L119 245H121V248H122V244H124L126 247L129 248V249H128L129 251H128V250L125 249V247H124V250H126L127 253H126L125 251H123V249H121V250H122V251H121L119 248H116V246L118 247L119 245H118L116 242L114 243V242L112 241V240H114V238H115L116 240H119V238H116V237H118ZM120 236H122V237H120ZM135 236H136V237H135ZM148 236H149L150 238H149ZM172 236H174V237H173L174 239L172 238ZM175 236H176V238H175ZM179 236H180V238H179ZM184 236H186V237H188V238H186V237H184ZM239 236H240V237H239ZM247 236H248V238L246 239ZM251 236H253V237H252L253 240H252ZM107 237H108V239L110 240V242H111V241L113 242V244H112V242L110 243L111 245H110V244H109V245L107 244V243H109V240L106 239ZM146 237H147V238H146ZM177 237H178V238H177ZM257 237L259 238V241H258V242H257V240H256V239H258ZM145 238H146V240H145ZM155 238H156V239H155ZM183 238H185L186 240L183 239ZM191 238L194 239V240L196 239L198 242L200 241V242H199L200 245L197 244V246L199 245V248H200V249L197 247V249H196L197 251L195 250L196 253H195V252H192V253H191V252L189 251V249H188V245L186 244V243H188V242L190 241L189 239H191ZM199 238H200V240H199ZM223 238H224V237H223ZM223 238H222V241H223L224 243L226 242L225 240L227 239V241H228L227 243L230 242V243L232 244V245H231V244H227V243H226L225 245H226V246L228 245V247H229L230 245H231L230 247H232L233 244L235 243V242L230 241L228 238H225V239H223ZM260 238H262V239H260ZM150 239H151V240H150ZM158 239H159V240H158ZM166 239H167V240H166ZM132 240H133L134 242H133ZM149 240H150V242H148ZM183 240H184V241H183ZM196 240H195V241H196ZM260 240H261V241H260ZM114 241H115V240H114ZM119 241H120V240H119ZM145 241H146V242H145ZM166 241H167V242H166ZM181 241H182V242H181ZM186 241H187V242H186ZM191 241H193V240H191ZM242 241H244V243H243ZM127 242H129L131 245H130L129 243H127ZM143 242H144L145 244H143ZM183 242H186V243H183ZM204 242H205V241H204ZM245 242H246V243H245ZM132 243H133V244H132ZM135 243H136V244H135ZM147 243H148V245H147ZM167 243H168V244H167ZM251 243H252V244H251ZM114 244H115V245H114ZM138 244H139V245H138ZM140 244H141V245H140ZM244 244H245V245H244ZM247 244H248V243H247ZM250 244H251V245H250ZM112 245H113V246H112ZM137 245H138V247H140V246H141V247L138 249ZM201 245H202V246H201ZM131 246L133 247V249L131 248ZM134 246H135V248H134ZM146 246H148V247H146ZM173 246H172V247H173ZM186 246H187V247H186ZM200 246H201V247H200ZM237 246H236V248H237ZM176 247H175V248H176ZM106 248L103 247V252L108 251V252H110V254H111V256H110V254H109L108 252H106V254L108 253V256H109L108 259L105 258V259L107 260V263L109 262V264H111V263H112V264H116V263H114L115 260L113 261L112 258H113V256H114V253L117 252V251L114 250V247H113V250L111 249L112 251L109 250V249H106ZM145 248H146L147 250H146ZM183 248H186V251H185V249L183 250ZM260 248H261V249H260ZM104 249H105V250H104ZM135 250H136V251H135ZM140 250H141V251H140ZM198 250H199V251H198ZM256 250H257V251H256ZM145 251H147V252H146V254H144V256H143V252L145 253ZM164 251H165V250H164ZM201 251H202V253H201ZM238 251H239V250H238ZM238 251H237V252H238ZM252 251H253V252H252ZM260 251H261V253H260ZM132 252H133V255H135V256L132 255ZM205 252H206V254H205ZM122 253H123V254H122ZM134 253H135V254H134ZM138 253H139V255H138ZM200 253L202 254L203 257L200 256V255H201ZM207 253H208V254H207ZM115 254H116V253H115ZM141 254H142V256H141ZM192 254H193V255H192ZM195 254H196V256H194ZM253 254H254V255L256 254L255 257L253 256ZM257 254H258L259 256H258ZM129 255H131L132 257H131V256L129 257ZM165 255H166V252H164V255H163L164 258L167 257V255H166V256H165ZM250 255H251V256H250ZM104 256L106 257L107 255H104V254H103V258H104ZM108 256H107V257H108ZM154 256H155V255H154ZM206 256H207V257H206ZM235 256H236L237 259L235 258ZM245 256H246V257H245ZM256 256H257V257H256ZM147 257L145 258V259H147V261L144 259V262H146L145 264H157V263H156L157 260L155 259V257H153L154 259L152 258V259H153V261H151L152 263H150V261L148 260ZM185 257H186V258H185ZM262 257H263V259H264V254H263ZM262 257H261V259H262ZM124 258H126V261L123 260ZM127 258H129V260H128ZM130 258H131V259H130ZM134 258H136V259H134ZM187 258H188V259L191 258V259L188 260ZM206 258H207V259H206ZM210 258H212V260H211ZM234 258H235L236 260H235ZM247 258H248L249 260H251V261H249ZM255 258H257V259H255ZM141 259H142V260H141ZM152 259L150 258V260H152ZM182 259H183V261H181ZM245 259H247L248 261H246ZM258 259H259V260H258ZM121 260H123L124 262L121 261ZM131 260H132V262H131ZM136 260H137V261H136ZM172 260H173V261H172ZM201 260H202V261H201ZM207 260H208V261H207ZM233 260H235V262H234ZM239 260H240V261L242 260V262L238 263ZM254 260H255V261H254ZM112 261H113V262H112ZM133 261H134V262H133ZM138 261H139V262H138ZM148 261H149V262H148ZM185 261H186V262H185ZM188 261H189V262H188ZM190 261H191V262H190ZM259 261H260V262H259ZM103 262L106 263L105 260H103ZM121 262H122V263H121ZM140 262H142V263H140ZM184 262H185V263H184ZM208 262H209V263H208ZM228 262H229V261H227V262H221V263H223V264H226V263L229 264ZM243 262H245V263H243ZM107 263H106V264H107ZM173 264H174V263H173ZM218 264H219V263H218ZM250 264H251V263H250ZM263 264H264V263H263Z\"/></svg>",
	"mask_w": 264,
	"mask_h": 264
}]
</instances>
